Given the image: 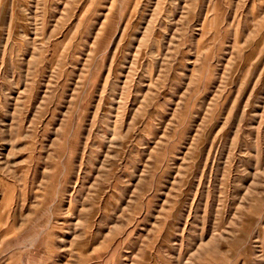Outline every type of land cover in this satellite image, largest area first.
<instances>
[{"label":"rangeland","instance_id":"rangeland-1","mask_svg":"<svg viewBox=\"0 0 264 264\" xmlns=\"http://www.w3.org/2000/svg\"><path fill=\"white\" fill-rule=\"evenodd\" d=\"M0 264H264V0H0Z\"/></svg>","mask_w":264,"mask_h":264}]
</instances>
